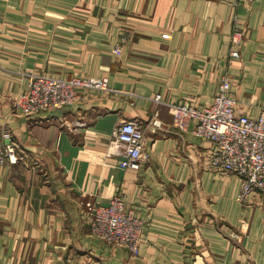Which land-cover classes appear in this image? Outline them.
Listing matches in <instances>:
<instances>
[{
	"label": "crops",
	"instance_id": "obj_1",
	"mask_svg": "<svg viewBox=\"0 0 264 264\" xmlns=\"http://www.w3.org/2000/svg\"><path fill=\"white\" fill-rule=\"evenodd\" d=\"M35 71L110 88L26 116L15 102ZM224 73L240 111L264 108V0H0V129L18 156L0 165V264H264V207L239 201L240 178L208 167L211 142L153 98L200 107ZM123 119L143 126L139 168L108 153ZM114 195L142 220L137 255L86 221V200Z\"/></svg>",
	"mask_w": 264,
	"mask_h": 264
},
{
	"label": "built area",
	"instance_id": "obj_2",
	"mask_svg": "<svg viewBox=\"0 0 264 264\" xmlns=\"http://www.w3.org/2000/svg\"><path fill=\"white\" fill-rule=\"evenodd\" d=\"M245 36L242 26L234 25L230 41L233 47L229 54L239 56V47ZM113 51L120 53L121 41ZM232 81L227 73L222 74L217 92L200 107L190 100H165L160 93L154 101L165 104L171 113L173 125L211 142L208 152V167L218 173H234L240 178L239 201L247 206L264 207V108L253 115L240 111L233 96ZM107 76L73 74L64 77L45 72H29L27 88L16 98L22 114L34 116L41 111L59 108L73 102L83 90L109 89ZM155 111L152 124L160 125ZM10 132L0 129V165L6 159L15 162L17 143L11 140ZM143 126L138 120L123 119L116 126L108 142V153L114 155L119 166L139 168L143 156ZM88 212L86 221L92 234L112 244L128 249L133 255L139 253L142 240V220L124 200L114 195L106 203L85 201ZM230 238L238 239L235 231Z\"/></svg>",
	"mask_w": 264,
	"mask_h": 264
}]
</instances>
